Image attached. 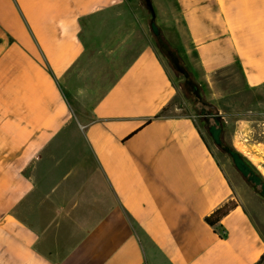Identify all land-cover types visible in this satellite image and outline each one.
<instances>
[{"label": "crops", "instance_id": "0c3cea01", "mask_svg": "<svg viewBox=\"0 0 264 264\" xmlns=\"http://www.w3.org/2000/svg\"><path fill=\"white\" fill-rule=\"evenodd\" d=\"M174 1L206 78L233 65L264 85V0ZM120 2L0 0V264H261L264 238Z\"/></svg>", "mask_w": 264, "mask_h": 264}, {"label": "rangeland", "instance_id": "374dc122", "mask_svg": "<svg viewBox=\"0 0 264 264\" xmlns=\"http://www.w3.org/2000/svg\"><path fill=\"white\" fill-rule=\"evenodd\" d=\"M118 9L129 33L155 48L176 89L173 104L192 117L264 238V85L248 87L233 65L206 78L174 0H121Z\"/></svg>", "mask_w": 264, "mask_h": 264}, {"label": "trees", "instance_id": "16d2710c", "mask_svg": "<svg viewBox=\"0 0 264 264\" xmlns=\"http://www.w3.org/2000/svg\"><path fill=\"white\" fill-rule=\"evenodd\" d=\"M176 61L173 62L172 66L174 69H176V64H175ZM198 89L200 88H197L195 85L191 86L190 90H191V93L195 95L198 94L197 91ZM186 93V92H185ZM187 95V94H186ZM237 206V204L234 202V201H229L227 203H225L222 207L216 209L212 214H210L209 216H207L205 218V222L210 226V227H214L216 226L220 220L225 217L231 210H233L235 207ZM264 256L261 257L260 259V262L261 260L263 259Z\"/></svg>", "mask_w": 264, "mask_h": 264}]
</instances>
